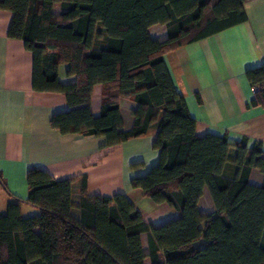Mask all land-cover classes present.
Here are the masks:
<instances>
[{
    "label": "trees",
    "instance_id": "obj_1",
    "mask_svg": "<svg viewBox=\"0 0 264 264\" xmlns=\"http://www.w3.org/2000/svg\"><path fill=\"white\" fill-rule=\"evenodd\" d=\"M0 9L13 13L9 37L22 39L33 53L34 89L67 98L69 109L51 120L63 136H104V147H114L158 123L153 147L159 163L131 184L179 212L155 226L124 194H89L84 176L76 219L74 178L59 180L34 167L27 175V201L40 212L24 217L17 200L0 215V264H145L146 258L151 264H264L262 142L249 148L246 138L233 144L225 135L198 136L165 59L180 46L245 22L244 0H0ZM155 24L167 26V39L150 36ZM62 65L73 81L60 79ZM246 76L256 94L253 103H261L264 63ZM97 84L102 104L95 116ZM121 97L138 103L130 130L123 129ZM232 146L237 153L231 160ZM229 161L237 166L233 178L225 174ZM254 168L263 174L261 185L249 180ZM205 187L215 214L199 211Z\"/></svg>",
    "mask_w": 264,
    "mask_h": 264
},
{
    "label": "crops",
    "instance_id": "obj_2",
    "mask_svg": "<svg viewBox=\"0 0 264 264\" xmlns=\"http://www.w3.org/2000/svg\"><path fill=\"white\" fill-rule=\"evenodd\" d=\"M248 19L207 38L185 44L165 55L171 75L196 119V134L227 136L231 143L247 139L248 147L260 141L264 150V94L256 98L246 71L264 63V0H244ZM13 13L0 9V215L11 202L20 200L22 215L29 217L40 210L27 201L28 171L40 167L56 179L74 178L72 215L79 219L83 177L91 195L124 194L143 218L158 226L179 216L167 203H156L131 179L146 174L159 163L160 151L153 143L159 131L154 122L146 135L114 147H104V136L72 135L65 137L52 125L58 111L69 109L60 92L37 91L33 87V53L22 39L9 37ZM153 39L168 38L165 24L149 28ZM66 65L60 67L63 82ZM102 84L94 87L91 109L101 112ZM123 129L130 130L138 103L132 98L119 100ZM235 146L229 152L232 160ZM135 165V166H134ZM237 166L229 161L225 174L233 178ZM250 182L261 185L263 174L251 171ZM199 211L215 214L217 208L208 187L198 203ZM203 226V224H202ZM143 250L149 252L147 234L141 235ZM145 264H151L149 258Z\"/></svg>",
    "mask_w": 264,
    "mask_h": 264
},
{
    "label": "built area",
    "instance_id": "obj_3",
    "mask_svg": "<svg viewBox=\"0 0 264 264\" xmlns=\"http://www.w3.org/2000/svg\"><path fill=\"white\" fill-rule=\"evenodd\" d=\"M254 89V88H253Z\"/></svg>",
    "mask_w": 264,
    "mask_h": 264
}]
</instances>
